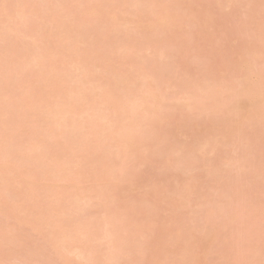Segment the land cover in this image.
I'll list each match as a JSON object with an SVG mask.
<instances>
[{
    "label": "rangeland",
    "instance_id": "1",
    "mask_svg": "<svg viewBox=\"0 0 264 264\" xmlns=\"http://www.w3.org/2000/svg\"><path fill=\"white\" fill-rule=\"evenodd\" d=\"M232 92L264 99V0H0V264H264Z\"/></svg>",
    "mask_w": 264,
    "mask_h": 264
},
{
    "label": "bare ground",
    "instance_id": "2",
    "mask_svg": "<svg viewBox=\"0 0 264 264\" xmlns=\"http://www.w3.org/2000/svg\"><path fill=\"white\" fill-rule=\"evenodd\" d=\"M43 1H44V0H43ZM45 3H47V1L42 2V4H45ZM133 5H135V4H133ZM136 6H137V4H136ZM136 6H135V7H136ZM133 7H134V6H133ZM133 7H132V8H133ZM45 14H46V12H45ZM61 29H62V28H60V31H61V32H59V35H61V34L64 32V31H62L63 29H62V30H61ZM60 33H61V34H60ZM63 34H69V33H68V32H64ZM64 36H65V35H62V37H64ZM24 37H25V36H24ZM24 37H23V38H24ZM4 39H5V38H4ZM63 46H64V45H63ZM25 47H26V46H25ZM43 55H44V54H41L42 57H43ZM51 57H52V55H51ZM43 58H44V57H43ZM247 70H249V68L246 69V71L244 72V74H246ZM116 76H117V78H116ZM116 76H115V79H116V80L114 79V83H113V85L116 83L115 85L118 84V86H119V85L122 83V81H123L122 85L125 84V85H123V86H127V85H128L127 87H125L126 90H130V88L128 89V87H130L131 85H134L133 82L130 83V82L128 81V80H129V79H127L128 77H127L126 75H124L123 73H122L121 75L119 74V76H118V75H116ZM150 77H151V76H150ZM261 78H262V77H261ZM126 80H127V81H126ZM117 82H118V83H117ZM120 82H121V83H120ZM126 84H127V85H126ZM129 84H130V86H129ZM123 86H121V88H119V90H120V89H123V88H124ZM122 87H123V88H122ZM141 88H142V87H141ZM125 89H123V90L126 92V93L124 92L125 94H127L128 92H130V91L127 92ZM136 89L138 90V89H140V87H139V88H136ZM123 90H122V92H123ZM140 90H142V89H140ZM138 91H139V90H138ZM80 92H81V91H80ZM79 94H80V93H79ZM81 94H82V93H81ZM230 95H232V96H233V95H234V96L236 95V96H235V98H236V101H235L236 107L239 108V110H241V111H245L246 113L248 112V113H252V114L256 115L255 110H257L258 107L264 105V99H262V100H258V101H256L255 103H253V104H252V108L245 107L246 105H244V104H238V103L240 102V100H241V95H240L239 93H237V92H232V94H230ZM229 98H230V96H227V97H226V100H229ZM57 108H58V109H57ZM61 108H63V105H61V106H57V107L54 108V111L57 110L56 112H58V113L55 112L56 115H57L58 117H59V115H60V114H59V111L62 110ZM59 109H61V110H59ZM54 111H53V112H54ZM55 113H51V114H54V115H51V117H50V118H51L50 120H51V122H53V123L56 122V121H52V120L55 118V116H56ZM239 113H240V112H239ZM239 113H237L236 116L240 115ZM96 114H97V113H96ZM57 116H56V118H58ZM129 117L131 118V117H134V116H129ZM161 117H163V115H162ZM241 117H242V116H241ZM131 119H132V118H131ZM237 122H238V121H236V123H237ZM54 124H56V123H54ZM94 125H95V123H94ZM81 138H82V137H81ZM78 141L81 142V139L79 138ZM78 141H77V143H78ZM40 171H41V170H40ZM43 171H45V170H43V168H42V171H41V172H43ZM42 175H43V174H42ZM52 198H53V197H52ZM82 209H83V208L81 207V210H82ZM77 210L80 211L79 208H78ZM2 215H3V214H2ZM3 216H4V215H3ZM45 218H46V220L49 219L48 216H47V217L45 216ZM47 221H48V220H47ZM47 221H46V223H47ZM48 223H49V221H48ZM48 225H49V224H48ZM62 244H64V243L62 242ZM115 249H118V246H117V245L114 246V250H115ZM82 252H83V251H81V255H82ZM79 254H80V253H79Z\"/></svg>",
    "mask_w": 264,
    "mask_h": 264
}]
</instances>
